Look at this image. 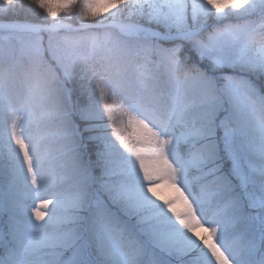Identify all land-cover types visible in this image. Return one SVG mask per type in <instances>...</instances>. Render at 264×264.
I'll return each mask as SVG.
<instances>
[{"label":"snow or ice","instance_id":"obj_1","mask_svg":"<svg viewBox=\"0 0 264 264\" xmlns=\"http://www.w3.org/2000/svg\"><path fill=\"white\" fill-rule=\"evenodd\" d=\"M96 7L0 0V264H264V0Z\"/></svg>","mask_w":264,"mask_h":264},{"label":"rangeland","instance_id":"obj_2","mask_svg":"<svg viewBox=\"0 0 264 264\" xmlns=\"http://www.w3.org/2000/svg\"><path fill=\"white\" fill-rule=\"evenodd\" d=\"M96 3V11L101 15L107 14V12L111 10L109 0H96Z\"/></svg>","mask_w":264,"mask_h":264},{"label":"trees","instance_id":"obj_3","mask_svg":"<svg viewBox=\"0 0 264 264\" xmlns=\"http://www.w3.org/2000/svg\"><path fill=\"white\" fill-rule=\"evenodd\" d=\"M21 19H23V15H21V17H20ZM52 147H53V151H55V148H56V143L55 142H53V145H52ZM167 196V195H166Z\"/></svg>","mask_w":264,"mask_h":264}]
</instances>
